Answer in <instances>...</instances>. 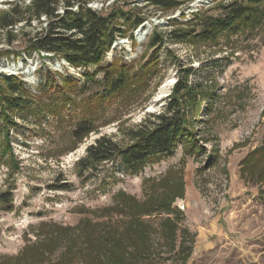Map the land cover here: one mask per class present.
<instances>
[{
	"label": "rangeland",
	"instance_id": "obj_1",
	"mask_svg": "<svg viewBox=\"0 0 264 264\" xmlns=\"http://www.w3.org/2000/svg\"><path fill=\"white\" fill-rule=\"evenodd\" d=\"M30 1L0 0V15ZM235 1L249 3L195 0L166 12L146 0H94L89 7L98 12L120 9L133 17L130 24L118 20L122 33L104 59L111 72L106 79L29 52L27 41L43 27L39 21L0 31V85L5 77L24 84L31 108L8 113L13 124L0 129V264L31 262L37 253L29 248L39 240L38 253L46 254L39 264H57L82 221L100 220L98 213L119 194L140 202L153 191L170 194L181 225L196 235L188 264H264V0L258 23L214 42L168 38L191 30L185 23L203 12L216 15L218 6ZM136 18L144 19L138 28ZM155 35L164 38L156 46ZM189 69L195 75L188 84L201 85L197 101L196 95L182 101L196 150L181 146L133 175L118 161L88 169L81 164L103 136L132 144V132L164 110ZM119 75L126 83L112 90ZM83 121L93 132L75 138Z\"/></svg>",
	"mask_w": 264,
	"mask_h": 264
},
{
	"label": "trees",
	"instance_id": "obj_2",
	"mask_svg": "<svg viewBox=\"0 0 264 264\" xmlns=\"http://www.w3.org/2000/svg\"><path fill=\"white\" fill-rule=\"evenodd\" d=\"M93 1L31 0L27 6L15 4L0 15V31L13 30L23 23L31 26L34 21H39L43 27L27 41L29 52L45 53L51 60L62 59L74 68H84L85 77L103 73L106 79L111 72L104 70V59L119 33H122L118 20L130 24L133 17L120 9L103 14L89 7ZM146 1L158 11L174 12L195 0ZM248 2L220 5L213 10L218 11L216 15L203 12L196 21L185 23L191 30L172 31L168 38L176 43L187 40L214 42L225 33L256 24L261 17L258 6L261 1ZM42 18H45V22ZM143 22V18H136L134 28ZM163 39L155 35L152 43L156 46ZM89 67H97L98 70L91 73ZM194 75L193 69L185 70L182 82L177 81L164 110L150 114L147 121L132 132V144L123 147L103 136L87 148L81 164L88 169L91 165L118 161L127 174L133 175L141 172L148 162L173 155L181 146L188 144L196 150L194 133L191 126L190 130L186 128L187 116L182 109V101L189 95H196L193 101H197L198 96L194 91L200 89L201 85L188 84V77ZM125 83L123 75L117 76L112 80V90L118 91ZM3 89L8 90L9 94H4ZM26 92L29 91L25 85L13 77L3 79L0 85V129L13 124L10 113L18 115L31 109L26 101L28 94L24 95ZM91 125L87 121L78 124L75 138L91 134ZM153 192V196L140 202L134 197L119 194L112 207L98 213L100 220L82 221L75 228V239L66 243L57 264H188L195 250L196 235L181 225L179 211L171 207L173 200L170 194ZM41 243L39 240L29 248L37 255L24 264L41 263L46 256L43 252L38 253Z\"/></svg>",
	"mask_w": 264,
	"mask_h": 264
},
{
	"label": "water",
	"instance_id": "obj_3",
	"mask_svg": "<svg viewBox=\"0 0 264 264\" xmlns=\"http://www.w3.org/2000/svg\"><path fill=\"white\" fill-rule=\"evenodd\" d=\"M202 1H205V0H202Z\"/></svg>",
	"mask_w": 264,
	"mask_h": 264
}]
</instances>
